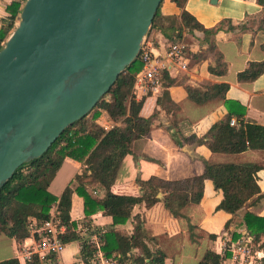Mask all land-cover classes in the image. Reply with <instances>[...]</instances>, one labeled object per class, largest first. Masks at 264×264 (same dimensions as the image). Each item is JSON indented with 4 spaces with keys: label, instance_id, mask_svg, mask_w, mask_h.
Returning <instances> with one entry per match:
<instances>
[{
    "label": "trees",
    "instance_id": "1",
    "mask_svg": "<svg viewBox=\"0 0 264 264\" xmlns=\"http://www.w3.org/2000/svg\"><path fill=\"white\" fill-rule=\"evenodd\" d=\"M22 1L12 0L7 6L9 15L7 22L0 28V48L18 19ZM172 1L180 8V13L163 14L159 5L150 28L153 32H160L169 42L181 39L183 29L190 33L201 30L204 38H208L223 27L204 26L185 8L186 0ZM257 1L264 7V0ZM223 23L227 24V29L234 28L229 19ZM258 28L264 31V12L259 19ZM262 46L264 48V42ZM214 48L215 44L209 41L208 49ZM191 57L201 58L198 53L191 54ZM142 65L139 52V55L120 72L109 90L83 117L68 125L41 156L24 162L15 169L13 175L0 188V231L13 237L19 244L30 233L29 215L35 214L42 220L55 207V216L66 225L62 234L63 240L69 243L82 239L80 255L84 260L92 257L96 248L95 244L88 240V235L96 234L100 240V249L106 256L117 257L121 262L130 260L134 264H166L164 250L158 245H148V241L154 238L145 230L143 212L131 215L133 205L143 203L148 208L161 200L169 213L181 216L183 207L189 203H198L202 199L206 179H210L214 187L221 190L222 198L217 208L224 209L233 216L242 207L254 204L264 196L257 173L262 166L256 162L205 161L203 170L194 175L179 178L150 175L147 178H137L140 190L138 195L119 194L111 190L123 157L131 151L132 141L149 133L158 110L155 107L149 114H144L143 108L150 92L138 94V90L134 89L135 76ZM226 70V62L218 51L215 64L209 65V71L222 74ZM263 72L264 58L249 60L236 75L239 81H250ZM160 81L164 88L154 100L155 104L167 111L176 106L167 89L170 84H183L188 97L199 103L214 97H225L229 87L228 82H215L201 87L191 85L184 79L171 77L167 70H163ZM229 102L226 98V114L212 123L204 134L198 136L192 133L182 136V140L203 143L212 151L218 152L264 148V124L247 120L244 116L245 106L234 107ZM103 111L115 122L109 128L103 126L98 119ZM231 117H234V123H230ZM177 144L180 145L181 141H177ZM64 157L80 162L81 167L60 195H56L46 187ZM93 190H103V194L98 196L92 193ZM159 191L163 193L162 199L157 196ZM74 195L83 199L85 222L71 219L70 210ZM97 211L111 216L108 226L92 224L91 215ZM129 218L132 222L131 230L116 226L125 223ZM230 220L231 218L226 221V227ZM242 222L256 242L259 234L264 231V213L257 214L246 210ZM83 223L89 227L86 234L80 232ZM214 236L210 234L211 238ZM239 236L240 232H232L233 239ZM260 247L264 250V243H261ZM135 249L138 250L135 252ZM230 255L229 250L221 254L209 248L197 264H219L224 256ZM12 261L3 259L0 264H13ZM262 261L264 262V256Z\"/></svg>",
    "mask_w": 264,
    "mask_h": 264
},
{
    "label": "crops",
    "instance_id": "2",
    "mask_svg": "<svg viewBox=\"0 0 264 264\" xmlns=\"http://www.w3.org/2000/svg\"><path fill=\"white\" fill-rule=\"evenodd\" d=\"M11 1L0 0V28L7 22L6 18L9 15L7 6ZM23 2L24 0L21 2L19 12ZM185 8L204 26L222 25L223 27L208 38H204L201 30L190 33L183 29V38L189 43L191 54L198 53L201 58L194 59L189 53L187 68L182 69L178 64H174L169 75L200 87L215 82H228L229 87L225 97L229 99V103H232L234 107L244 105V116L247 120L264 124V72L250 81H239L236 75L249 60L264 58L262 46L264 31L258 28L264 7L257 0H186ZM161 12L178 15L180 8L176 5L174 10ZM227 19L234 25L233 29L226 28L227 24L223 22ZM153 40L156 49L160 51H163L169 42L160 32H153ZM209 41L215 44L214 49H208ZM218 51L221 52L227 65L226 72L222 74L209 71V65L215 64ZM163 88L164 85L160 81L154 89L138 90V94L150 92L147 95L143 113L149 114L156 107L157 114L149 133L132 141L131 151L123 157L111 190L119 194L138 195L140 190L137 178H147L150 175L165 178L190 176L200 173L205 161H208L260 164L262 167L257 172L258 183L264 192V148H249L240 152H218L212 151L203 143L182 140V136L192 133L198 136L204 134L212 123L222 118L228 110L225 105L226 98L214 97L199 103L188 97L183 84L174 83L168 85L167 89L176 106L167 111L155 104L154 100L161 94ZM98 119L106 128L115 123L104 111ZM177 141H181V144H177ZM80 167V162L64 157L46 188L60 195ZM92 193L101 196L103 190L98 192L93 190ZM221 198V190L216 189L210 179H206L202 199L198 203H189L183 207L181 216L169 213L161 200L148 208L143 203L135 204L131 215L135 212H143L145 230L154 238L148 241V245L150 247L158 245L164 250L166 264H197L207 249L212 248L223 254L232 240V232L247 230L242 222V216L246 210L257 214L264 213V196L256 203L242 207L234 216L224 209L217 208ZM70 215L73 220L85 219L81 196H73ZM91 217L93 225L104 227L111 223V216L102 211L93 213ZM28 218L31 224L39 220L35 214L29 215ZM230 218V223L226 227L225 223ZM116 226L131 230V218ZM210 234L215 236L211 238ZM261 243H264V231L253 243V258L250 264H264L262 261L264 250L260 247ZM15 248H17L15 239L0 231V261L13 259L15 254L17 256ZM137 250L135 249V252ZM77 251L76 241L67 243L62 251L63 260H72V255ZM219 264L233 263L231 257L224 256Z\"/></svg>",
    "mask_w": 264,
    "mask_h": 264
},
{
    "label": "water",
    "instance_id": "3",
    "mask_svg": "<svg viewBox=\"0 0 264 264\" xmlns=\"http://www.w3.org/2000/svg\"><path fill=\"white\" fill-rule=\"evenodd\" d=\"M161 2L24 0L0 48V188L109 90Z\"/></svg>",
    "mask_w": 264,
    "mask_h": 264
},
{
    "label": "built area",
    "instance_id": "4",
    "mask_svg": "<svg viewBox=\"0 0 264 264\" xmlns=\"http://www.w3.org/2000/svg\"><path fill=\"white\" fill-rule=\"evenodd\" d=\"M189 43L182 38L176 41L168 42L163 51L156 49L153 40V34L146 37L140 49L143 65L136 74L133 83L134 89L141 88L154 89L160 84L163 70L168 73L174 64L179 68L186 69L190 53ZM234 117L230 118V123H234ZM83 221V220H81ZM82 233L86 234L89 227L82 226ZM80 227V228H81ZM66 230V225L61 223L55 216V207L49 212L48 216L36 223H30V233L24 238L23 242L17 244V257L20 264H134L127 260L121 262L117 257L106 256L100 249V240L96 234H89L88 240L95 244V251L92 257L84 260L80 255L82 239H77L78 251L70 261H64L62 251L67 242L62 238ZM232 240L226 246L225 250L231 252L233 264H250L252 257V247L255 242L253 236L246 230L240 232V236ZM225 248V247H224Z\"/></svg>",
    "mask_w": 264,
    "mask_h": 264
},
{
    "label": "rangeland",
    "instance_id": "5",
    "mask_svg": "<svg viewBox=\"0 0 264 264\" xmlns=\"http://www.w3.org/2000/svg\"><path fill=\"white\" fill-rule=\"evenodd\" d=\"M176 8V5H175V3H174V1H172V0H162V2H161V4H160V11H170V10H174ZM172 15H175V14H172ZM153 29L151 30L150 29V31L147 33V35H146V37H148L149 38V36H151L152 34H153ZM157 33V32H156ZM182 35H183V33H182ZM185 39V38H184ZM88 120H90V118H88ZM82 222H85V220H83ZM84 224V223H83ZM85 225H87L86 223H85ZM88 226V225H87ZM93 226V225H92ZM80 232L82 233V227L80 228ZM14 245V244H13ZM15 246V245H14ZM14 246H13V248H14ZM70 246H72V245H70ZM70 246H68L69 248H70ZM16 247V246H15ZM17 248H15V250H16ZM73 257H74V255H72ZM72 257V258H73ZM13 261V264H20V259L16 256V254L13 256V259H12Z\"/></svg>",
    "mask_w": 264,
    "mask_h": 264
}]
</instances>
